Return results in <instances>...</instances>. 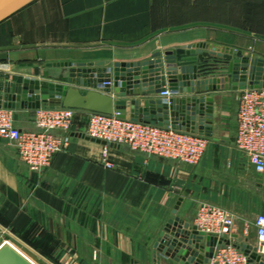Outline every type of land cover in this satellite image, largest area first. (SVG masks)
<instances>
[{
    "label": "crops",
    "instance_id": "obj_1",
    "mask_svg": "<svg viewBox=\"0 0 264 264\" xmlns=\"http://www.w3.org/2000/svg\"><path fill=\"white\" fill-rule=\"evenodd\" d=\"M155 10V0H36L0 23V73L16 76L18 81L24 77L67 81L69 67L49 64L104 63V72L111 74L116 63H136L160 51L199 43L231 47L264 59V42L254 37L212 26L171 28L159 21ZM241 91L205 93L215 97L214 128ZM14 115L16 120L29 118L26 126L19 125L21 129L35 128L36 109H14ZM69 136V147L37 172L20 159L12 143L0 138L2 233L10 230L34 247H84L91 237L97 247L140 249L144 264H156L157 237H148L158 227L160 235L175 210L178 217L195 225L204 200L230 207L222 196H232V192L226 191L223 179L217 182V173L232 172L241 181L264 177L252 165L250 173L240 168L233 141L236 135L231 142L237 150L230 151L228 160L219 163L216 157L221 153L208 151V145L196 166L124 145H105L88 135L86 112L78 117ZM105 146L113 168L103 161ZM255 186L264 189V183L256 181ZM238 198L247 212L237 218L228 239L256 247L257 235L246 230L245 221L256 229V215L264 211V194L250 190ZM157 212L162 213L160 217ZM8 243L39 264L16 244ZM160 264L182 263L162 256Z\"/></svg>",
    "mask_w": 264,
    "mask_h": 264
},
{
    "label": "water",
    "instance_id": "obj_2",
    "mask_svg": "<svg viewBox=\"0 0 264 264\" xmlns=\"http://www.w3.org/2000/svg\"><path fill=\"white\" fill-rule=\"evenodd\" d=\"M35 1L0 0V23ZM214 58L225 63L227 74L210 77L213 69L209 62ZM49 66L69 67L67 81L33 77L18 81L9 73H0V108L64 107L103 114L117 112L128 120L172 126L213 138L215 97L205 93L264 87L263 58L250 57L243 51L235 53L231 47H207L200 43L160 51L142 62L116 63L114 84L102 89L97 87L111 80V74L104 72V63ZM168 89L174 96L165 100L161 93ZM176 212L155 243L156 264H160L162 256L182 264H206L214 256L216 247L223 243L241 248L249 257V264H264V256L256 247L236 239L208 235L178 217ZM0 264L33 263L8 242H0Z\"/></svg>",
    "mask_w": 264,
    "mask_h": 264
},
{
    "label": "built area",
    "instance_id": "obj_3",
    "mask_svg": "<svg viewBox=\"0 0 264 264\" xmlns=\"http://www.w3.org/2000/svg\"><path fill=\"white\" fill-rule=\"evenodd\" d=\"M111 81L97 87L102 89ZM170 89L161 93L169 100ZM87 113V133L108 144L127 146L147 155L162 156L188 165H198L205 156L209 138L198 133L128 120L119 113L103 114L72 108L41 107L36 109L35 128L17 126L14 110L0 108V138L12 143L20 159L33 172L51 165L54 156L70 145L69 133L81 113ZM63 133V134H59ZM107 144V145H108ZM236 146L243 152L255 171L264 175V87H247L241 91L237 112ZM105 146L103 161L113 168ZM257 251L264 256V213L255 219ZM195 225L200 231L219 238H230L236 228L234 216L213 203L200 204ZM233 240V239H231ZM206 264H249V257L234 244H219L214 256Z\"/></svg>",
    "mask_w": 264,
    "mask_h": 264
},
{
    "label": "rangeland",
    "instance_id": "obj_4",
    "mask_svg": "<svg viewBox=\"0 0 264 264\" xmlns=\"http://www.w3.org/2000/svg\"><path fill=\"white\" fill-rule=\"evenodd\" d=\"M155 9L159 21L161 23L166 22L171 28L212 26L216 27V29L236 34H245L264 42V0H155ZM214 46L223 47L218 45ZM237 51H235V53ZM243 53L248 55L244 51ZM209 63H211L213 69L210 77L227 74V70L224 68L226 65L221 59L214 58ZM2 68H6V66H2ZM13 78L18 80L15 76ZM110 79L113 84L115 79L114 72L111 73ZM233 99V105L227 116L221 120L217 118L219 122L216 124L215 128L213 122V138L224 140V142L209 138L208 151L221 153L216 157L219 163L228 160L230 151L235 152V150H237L235 144L231 142V137H234L237 133V112L240 96H236ZM28 119L29 118L27 117L21 116L15 120L19 127V125L26 126L29 121ZM223 133L224 135H222ZM238 154L240 168L245 172L250 173L249 171L252 168L250 167L247 156L240 150L238 151ZM230 173H217V182H219L220 179H223L222 182L225 185H223L224 188L227 189L226 191L230 190L229 192H232L230 193L232 196L229 195V193L228 195L226 193L222 196V201H227L230 207L223 205L222 202L214 200H204L203 202L213 203L226 209L234 216L237 223V218L247 210V207L241 204V198H238V196L242 197L244 193L246 194L250 190L264 194V189H257L255 186L256 181L264 183V177L253 176L251 177V181H241L238 176ZM109 206V208H111V206L114 205ZM248 207L251 206L249 205ZM260 213H264V211H259L257 215ZM156 214L160 217L162 213L157 212ZM245 226L246 230H249L251 235H256V229L252 226L251 222L245 221ZM159 231V227L156 230H153V233L150 234L148 239L150 238L153 240L156 237L158 239L159 235L157 234ZM7 232L8 233L1 232L0 242L11 241L26 254L35 259L39 264H144L140 249L133 252V247L130 251H128L129 248L127 247H97L95 240H90L91 237L87 244L85 243L86 246L84 247H34L30 242L22 240L14 232L10 230ZM91 243L93 245H91ZM89 245L91 247H89ZM132 260L134 261L132 262Z\"/></svg>",
    "mask_w": 264,
    "mask_h": 264
},
{
    "label": "bare ground",
    "instance_id": "obj_5",
    "mask_svg": "<svg viewBox=\"0 0 264 264\" xmlns=\"http://www.w3.org/2000/svg\"><path fill=\"white\" fill-rule=\"evenodd\" d=\"M15 248V247H14ZM19 251V250H18ZM23 254V253H22ZM24 255V254H23ZM25 256V255H24ZM29 259V258H28ZM30 260V259H29ZM31 261V260H30ZM33 264H35L33 261H31Z\"/></svg>",
    "mask_w": 264,
    "mask_h": 264
}]
</instances>
